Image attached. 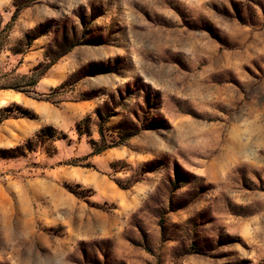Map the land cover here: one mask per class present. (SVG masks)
Masks as SVG:
<instances>
[{
  "label": "rangeland",
  "instance_id": "1",
  "mask_svg": "<svg viewBox=\"0 0 264 264\" xmlns=\"http://www.w3.org/2000/svg\"><path fill=\"white\" fill-rule=\"evenodd\" d=\"M0 264H264V0H0Z\"/></svg>",
  "mask_w": 264,
  "mask_h": 264
}]
</instances>
